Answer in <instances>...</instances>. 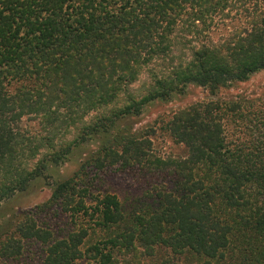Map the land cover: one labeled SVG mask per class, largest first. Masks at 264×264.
<instances>
[{"label": "trees", "instance_id": "1", "mask_svg": "<svg viewBox=\"0 0 264 264\" xmlns=\"http://www.w3.org/2000/svg\"><path fill=\"white\" fill-rule=\"evenodd\" d=\"M225 1L0 0V206L98 139L38 206L71 232L55 236L36 211L24 213L0 235V264L32 246L41 264H264V109L216 99L176 111L162 129L182 157L157 155L149 134L114 131L189 84L215 94L264 70V17L235 44L203 36ZM159 64L169 69L131 95ZM115 167L162 183L130 203L95 192L91 176Z\"/></svg>", "mask_w": 264, "mask_h": 264}, {"label": "rangeland", "instance_id": "2", "mask_svg": "<svg viewBox=\"0 0 264 264\" xmlns=\"http://www.w3.org/2000/svg\"><path fill=\"white\" fill-rule=\"evenodd\" d=\"M224 7L218 12H223L214 26L209 29L203 36L208 35L209 44L221 43L229 37V41H235L240 36L246 35V29L258 27L259 22L264 17V0H226L223 2ZM207 37V40H208ZM202 42L205 41L202 38ZM208 43V41H206ZM192 45L197 48L196 43ZM190 52L188 50H178L176 56L187 60ZM177 60H173L176 64ZM166 64H169L168 62ZM165 64V69L159 66H150L143 70L138 79L129 86V93L135 98L145 94V90L152 83V76L157 77L164 73L169 67ZM121 97V101L123 102ZM220 100L222 102L242 101L250 112L260 108L264 109V70L252 74L247 80L242 82H232L226 86L218 88L214 94L207 87L189 84L186 86L183 94H174L173 97L166 102L156 101L147 105L142 114L138 117L126 118L118 122L114 131L128 130L137 135L149 134L152 143V150L157 155L163 157H182L186 150L182 145L172 141L169 135L162 129L164 123L176 111L186 108L197 102H208L212 100ZM99 115V114H98ZM93 118V114L88 116V120ZM30 124V123H29ZM37 128L34 122L30 124ZM69 130L67 142H70L77 135V130ZM112 135L109 136V138ZM98 139H94L88 143V146L75 150L68 162L50 169L47 181L39 179L32 187L24 193L15 195L10 200L4 202L0 206V235L10 230V226L22 214L32 213L36 211L35 217L38 223L49 225L53 228L55 236H63L71 232L72 225L70 221L63 216H58L54 208L38 206L44 203L51 192L52 184L55 181L66 179L74 174L78 169V165L91 151L95 150ZM95 192L113 193L124 202L130 203L139 197H144L148 192H154L155 185L162 183L161 178H150L139 171H119L116 167L92 175ZM25 255L27 258H25ZM15 264H41L42 252L38 247L32 246L29 253H26ZM27 260V263L24 262ZM76 264H90L88 261L79 260Z\"/></svg>", "mask_w": 264, "mask_h": 264}]
</instances>
